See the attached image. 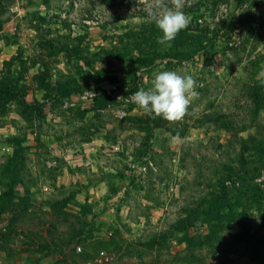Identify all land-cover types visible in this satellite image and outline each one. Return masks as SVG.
I'll use <instances>...</instances> for the list:
<instances>
[{
    "label": "rangeland",
    "instance_id": "1",
    "mask_svg": "<svg viewBox=\"0 0 264 264\" xmlns=\"http://www.w3.org/2000/svg\"><path fill=\"white\" fill-rule=\"evenodd\" d=\"M181 2L167 47L156 0H0V264H264V0ZM167 70L175 121L126 100Z\"/></svg>",
    "mask_w": 264,
    "mask_h": 264
},
{
    "label": "clouds",
    "instance_id": "2",
    "mask_svg": "<svg viewBox=\"0 0 264 264\" xmlns=\"http://www.w3.org/2000/svg\"><path fill=\"white\" fill-rule=\"evenodd\" d=\"M182 8L181 0H173L172 7H168L164 0H156L154 6L146 9L149 22L162 31L157 38L158 44L170 47L178 33L188 27L190 17ZM196 87V80L191 75L173 70L161 71L155 75L149 89L141 88L133 93V101L152 118L175 121L185 116L191 101L198 97Z\"/></svg>",
    "mask_w": 264,
    "mask_h": 264
},
{
    "label": "built area",
    "instance_id": "3",
    "mask_svg": "<svg viewBox=\"0 0 264 264\" xmlns=\"http://www.w3.org/2000/svg\"><path fill=\"white\" fill-rule=\"evenodd\" d=\"M107 91H108L109 94H111L112 91H114V92H115V95H116V97H117L118 99H121V98L123 97V93L119 91V89L117 88V84H116V83H112V84H110V85L107 87ZM133 93H134V92L130 93V94H129V97H127L126 100H128V101H129V100H132V101H133ZM117 112H118L119 114H121L122 116H124V115L127 114V111H126L124 108H119V109L117 110Z\"/></svg>",
    "mask_w": 264,
    "mask_h": 264
},
{
    "label": "trees",
    "instance_id": "4",
    "mask_svg": "<svg viewBox=\"0 0 264 264\" xmlns=\"http://www.w3.org/2000/svg\"><path fill=\"white\" fill-rule=\"evenodd\" d=\"M223 197H225V195H223ZM213 227V231L215 232V230H217V225H214V226H212Z\"/></svg>",
    "mask_w": 264,
    "mask_h": 264
}]
</instances>
